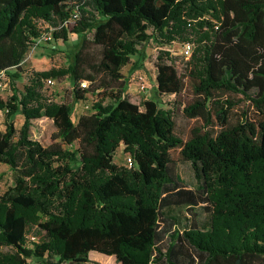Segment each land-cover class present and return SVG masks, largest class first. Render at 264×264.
<instances>
[{"label": "trees", "instance_id": "obj_1", "mask_svg": "<svg viewBox=\"0 0 264 264\" xmlns=\"http://www.w3.org/2000/svg\"><path fill=\"white\" fill-rule=\"evenodd\" d=\"M43 34L62 43L74 34L75 52L19 91ZM149 41L191 48L181 72L169 52L157 56L156 92L174 97L169 109L126 94L121 70ZM0 73L12 87L0 96V164L12 174L0 195V264H98L91 252L118 264H264V0H0ZM64 78L71 102L44 97L46 80ZM88 95L110 103L75 120ZM179 110L192 121L185 137ZM42 118L56 129L48 146L30 138ZM119 147L131 168L113 162ZM175 162L189 163L194 189ZM198 206L204 228L171 212Z\"/></svg>", "mask_w": 264, "mask_h": 264}, {"label": "rangeland", "instance_id": "obj_2", "mask_svg": "<svg viewBox=\"0 0 264 264\" xmlns=\"http://www.w3.org/2000/svg\"><path fill=\"white\" fill-rule=\"evenodd\" d=\"M77 44V37L74 34L68 36V42L62 43L61 41L40 40L32 45L25 55L21 64L20 78L14 82L17 90L22 91L24 86L28 83L29 77L34 72H43L51 69L66 68L69 60L75 52ZM161 52H169V58L172 59L178 72H181L184 63L189 56L183 53V48L179 45L163 46L154 41H149L140 47V54L131 57L130 63L125 66L121 73L124 82L128 84L126 94L130 101L134 104L141 105L143 101L155 99L159 101L158 107L161 109H169L174 101L173 96H159L156 92V68L155 63L157 56ZM191 54V50L190 53ZM10 74L13 70H9ZM139 77L143 79L146 85L144 91H138L137 85L139 84ZM52 85L43 88L44 97L53 99L56 102H71V84L69 79L63 80L52 79ZM12 87L11 80L7 73H0V96L7 99L11 96ZM185 99L189 98V92L186 91ZM98 100H102L104 104H109L110 99L102 96L88 95L86 101L78 103L75 107L74 117L75 120L84 113H89L92 104ZM82 105V106H81ZM175 131L182 137H185L192 121L187 119L181 111L174 112ZM23 124V116L18 114L14 119V127L19 130ZM5 130V117L4 112L0 111V132ZM56 133L51 120L42 118L32 122L30 129V138L38 142L42 146H48L52 143V138ZM176 158V155L173 154ZM125 155L122 152V147H119L113 157V162L118 166H125ZM173 169L177 175L182 186L187 189H194L196 181L194 179L193 171L189 163L175 162ZM12 185V174L7 166L0 164V195H2ZM171 212L178 216L181 221V226H189L190 223H196L198 226L205 227L208 221V214L202 210L200 206L187 210L185 207L171 208ZM35 233V231H34ZM36 234V233H35ZM34 235V234H32ZM91 262H98V264H118L113 257H107L97 252H91L88 256ZM28 264H38L34 261H28ZM68 264V263H62ZM92 264V263H87Z\"/></svg>", "mask_w": 264, "mask_h": 264}, {"label": "built area", "instance_id": "obj_3", "mask_svg": "<svg viewBox=\"0 0 264 264\" xmlns=\"http://www.w3.org/2000/svg\"><path fill=\"white\" fill-rule=\"evenodd\" d=\"M77 19H78V13H77L76 11H74V12L72 13L71 19L69 20L68 23H73V22H74L75 20H77ZM49 39H51V36H50V35L43 34L40 40H49ZM182 48H183V53H184L185 55L189 56V55H190L189 53H190V50H191L190 46H189V45H184V46H182ZM138 79H139V84L137 85V88H136V89H137L138 91H144L145 88H146V85H145V83L143 82V79H142L141 77H139ZM52 82H53L52 79H50V80H46V81H45V86H46V87L51 86V85H52ZM81 87H82V88H85V87H86V84H85V83H84V84H81ZM81 106H82V105H81ZM125 158H126V160H125V166H126L127 168H131V166H132L131 158H130V157H127V156H126ZM29 239H30L32 242H35V241H36V237L33 236V235H30Z\"/></svg>", "mask_w": 264, "mask_h": 264}]
</instances>
